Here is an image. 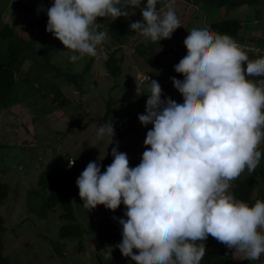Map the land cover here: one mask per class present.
Returning <instances> with one entry per match:
<instances>
[{"label":"clouds","instance_id":"obj_1","mask_svg":"<svg viewBox=\"0 0 264 264\" xmlns=\"http://www.w3.org/2000/svg\"><path fill=\"white\" fill-rule=\"evenodd\" d=\"M176 3L53 0L46 9V31L76 62L96 56L107 37L98 17L114 21L140 8L142 21L129 24L132 32L145 43L171 38L182 25ZM183 39L187 50L174 65L183 75L173 74L182 98L162 93L151 76L140 78V86L148 84V98L138 119L151 124L140 162L129 167L127 154L115 147L103 172L100 163L90 161L76 179L81 205L115 211L123 203V217H113L122 237L114 247L138 264H200L209 235L257 260L264 254V200L249 205L228 190L231 180L245 168L253 172L261 159L264 55L250 59L231 35L206 23H193ZM114 134L111 120L96 129L97 139L112 141ZM112 250L108 245L102 252L112 257Z\"/></svg>","mask_w":264,"mask_h":264},{"label":"rangeland","instance_id":"obj_2","mask_svg":"<svg viewBox=\"0 0 264 264\" xmlns=\"http://www.w3.org/2000/svg\"><path fill=\"white\" fill-rule=\"evenodd\" d=\"M37 1V13H42L53 2ZM28 3L30 0H0V12L4 13V21L11 24L20 22L18 32L25 38L32 34L36 25L30 27L32 13L20 10L17 6L20 4L25 7ZM176 11L182 25L175 29L171 38L155 42V57L149 59V63L137 57L135 46L144 40L129 28L131 22L142 21L140 8H134L120 23L98 17L97 22L102 23L100 30L107 33L106 39L97 46L96 56L85 55L70 67L73 74H79L85 71L88 64L91 65L81 90L59 77V62L61 70L68 66L60 61L62 55L59 52L50 56L33 57L29 54L22 58L28 57L16 80L12 98L16 102L13 106L15 114L6 116L0 111V119H4L0 121V182L6 183L11 189L6 199L8 205L0 208V215L7 228L4 255L11 264H138L133 257L123 256L119 248L114 247L122 237L118 220L113 217H123V203L113 211L103 205L88 210L81 205L82 200L73 201L77 222L81 223L86 234L68 245L63 256L58 255L53 242L59 239V228L65 222L67 224V221L59 219L63 213L59 206L52 212L48 210L47 201L51 192L39 191L38 178L52 164L51 161L58 158L64 165L68 163L66 168H71L70 178L76 184L77 177L90 161L100 163L103 172L112 162L111 150L114 147L127 154L129 167L140 162L145 149L144 139L151 124L143 125L138 119L139 114L145 113L148 98V84L140 86L139 80L142 76H151L161 84L162 93L182 98V91L169 78L166 66L177 60V51L181 48L187 50L183 39L187 29L193 23L208 24L206 12L199 4L177 0ZM250 11V17L244 18L249 8H245L244 12L242 9L212 10L209 13L210 21L226 19V15L231 14L243 20V37L234 39L242 46L250 43L264 48V9L256 7V10L253 8ZM37 34L36 30L34 35L39 42L36 48L40 51L43 40ZM121 36L126 37L123 47L119 46L117 40ZM112 42L115 44L110 49L107 45ZM114 48H120L121 54L125 56V61L121 63L123 78H113L106 71V60ZM62 49L67 51L66 56L73 54L63 44ZM170 53L174 57L169 56ZM252 53V56H256L255 52ZM247 55L250 58L249 53ZM259 56L262 55L253 59ZM60 89L67 98L66 105H60V100L57 99ZM108 105L112 109L111 122L115 133L112 141L96 137L97 127L105 122L103 118ZM263 140L258 148L264 145ZM250 175L245 168L238 177L244 179ZM258 183L259 187L255 191L257 194L264 189L260 185L261 181ZM235 186L233 179L228 190L233 195ZM30 191L32 195L26 198ZM45 211L47 216L42 219L35 213L43 214ZM108 245L113 246L112 257L105 256L102 252ZM226 251L231 253L227 256L234 259L235 264L248 261L243 253L234 248H226ZM256 261L264 264V254Z\"/></svg>","mask_w":264,"mask_h":264},{"label":"trees","instance_id":"obj_3","mask_svg":"<svg viewBox=\"0 0 264 264\" xmlns=\"http://www.w3.org/2000/svg\"><path fill=\"white\" fill-rule=\"evenodd\" d=\"M184 2L199 4L202 6L203 10L206 12V20L209 26L219 33H226L231 35L233 38L242 39L243 31V20L234 17L233 15L227 14L226 19L219 21H210L211 16L209 13L214 10L219 11L225 9L229 11L230 9H242L244 12L245 8H249V12L245 13L244 18L250 17L251 11L253 8L259 7L261 10L264 9V0H180ZM146 3V0H144ZM37 0H30V3L26 4L25 7H22L18 4V9L29 11L32 13L30 17V27L36 25V29L32 30V34L25 38L24 35H21L18 32V24L16 22L11 24L4 21V13L0 12V111L4 115L15 114L13 106L16 104L15 99L12 100L15 93V86L17 84V79L20 77V72L22 65L28 57L22 59L24 55L42 56V55H52L59 52V55H62L61 60L65 62L68 66L61 70L59 62V77H62L65 81L69 82L74 87L79 90L82 89L83 83L85 82L86 76L91 69V65L88 64L83 73L73 74L70 67H73V62L69 60V56H66L67 51L62 49V42L55 38L51 33L46 31L47 25V13L46 10H43L42 13H37ZM144 4L141 5L143 7ZM160 4L157 5L159 9ZM134 11V10H133ZM132 11V12H133ZM131 10L129 14L132 13ZM122 17L116 19V23H120ZM259 21V17L257 14ZM32 19V20H31ZM108 27V26H106ZM110 28V27H109ZM38 31V37L43 40L41 47L42 50L36 48L39 46L37 42V37L34 35L35 31ZM120 38V40H119ZM117 38L119 41V46L123 47L125 36ZM115 43L112 42L111 45H107L108 48L112 49ZM137 57H141L145 62L149 63V59L155 57L154 52L156 50L155 42H143L135 46ZM186 51L181 48L180 51H177L176 58ZM169 56H173V53H170ZM167 57V55H166ZM140 58V59H141ZM255 58V56L250 57V59ZM125 61V56L121 54L120 48H114L112 53H110L108 59L106 60L105 67L107 68L108 74L113 78H123V68L121 63ZM91 63V62H90ZM175 62L167 64V70L169 78L173 81V74L183 75V70H178L175 68ZM155 66H157L155 64ZM67 69V71H65ZM139 71V69H138ZM140 72V71H139ZM250 79L257 80L260 77H250ZM57 99L60 100V105L67 104V98L63 94L62 90H59ZM133 102V101H132ZM131 102V103H132ZM123 105V104H121ZM131 105V104H130ZM114 112V110H113ZM105 121L112 119V109L108 105L107 112L105 114ZM4 119H0L2 122ZM9 121V120H7ZM264 143V140H263ZM262 155L259 164L257 165L255 172L249 173L252 174L244 179L239 177L234 178L236 186L233 189L234 196L238 199H241L247 202L249 205L254 204L257 199L264 200V189L261 193H255L260 185L264 187V145L258 148ZM51 165H48L45 170L40 174L38 178V189L43 192H51L47 201V208L50 212L54 211L57 206L62 209V215L59 217L60 220L67 221L64 225L59 228V239L56 242H53L55 250L58 252V255L63 256V253L66 250V247L75 239L83 238L86 234L84 227L81 223L77 222V216L75 214L74 202L80 201L81 198L78 195V188L75 183H73L70 178L71 168H66L68 163L64 165L58 158L53 159ZM58 165L59 168H58ZM17 190V189H16ZM11 189L7 186L6 183L0 182V208L6 203V199L9 196ZM17 193V192H16ZM32 195L31 191L28 192L26 198H30ZM261 196V197H260ZM74 201V202H73ZM57 211V210H56ZM40 219L47 216L45 211L43 214L35 212ZM106 215V213H103ZM5 220L2 215H0V264H11L8 257L4 255V250L7 246L6 244V235L7 228L5 226ZM64 241V242H62ZM80 246L81 242L79 240ZM206 252L204 257L201 259L200 264H235L234 259L230 256H227L226 248L224 244L218 242L211 235L207 237V242L205 244ZM261 258V257H260ZM259 258V259H260ZM258 260V259H257ZM239 264V263H236ZM241 264H258L256 260L253 261H244Z\"/></svg>","mask_w":264,"mask_h":264},{"label":"built area","instance_id":"obj_4","mask_svg":"<svg viewBox=\"0 0 264 264\" xmlns=\"http://www.w3.org/2000/svg\"><path fill=\"white\" fill-rule=\"evenodd\" d=\"M243 48L246 51V53H249L250 57H252V54H253L252 52H255L256 56L264 55V48H261L258 45H253V44L249 43V45H245V46H243ZM142 81L146 82V81H148V78H144Z\"/></svg>","mask_w":264,"mask_h":264},{"label":"crops","instance_id":"obj_5","mask_svg":"<svg viewBox=\"0 0 264 264\" xmlns=\"http://www.w3.org/2000/svg\"><path fill=\"white\" fill-rule=\"evenodd\" d=\"M206 242H207V239L205 240V242H204V243L206 244Z\"/></svg>","mask_w":264,"mask_h":264},{"label":"bare ground","instance_id":"obj_6","mask_svg":"<svg viewBox=\"0 0 264 264\" xmlns=\"http://www.w3.org/2000/svg\"><path fill=\"white\" fill-rule=\"evenodd\" d=\"M135 156H136V154H135Z\"/></svg>","mask_w":264,"mask_h":264}]
</instances>
